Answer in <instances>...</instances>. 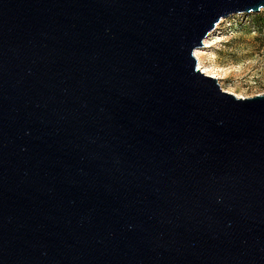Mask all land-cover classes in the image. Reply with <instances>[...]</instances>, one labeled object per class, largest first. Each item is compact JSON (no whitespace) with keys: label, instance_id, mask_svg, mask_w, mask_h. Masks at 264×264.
<instances>
[{"label":"water","instance_id":"obj_1","mask_svg":"<svg viewBox=\"0 0 264 264\" xmlns=\"http://www.w3.org/2000/svg\"><path fill=\"white\" fill-rule=\"evenodd\" d=\"M264 0H0V264H264V92L198 68Z\"/></svg>","mask_w":264,"mask_h":264},{"label":"rangeland","instance_id":"obj_2","mask_svg":"<svg viewBox=\"0 0 264 264\" xmlns=\"http://www.w3.org/2000/svg\"><path fill=\"white\" fill-rule=\"evenodd\" d=\"M218 29L206 38L202 66L219 76L221 88L237 97H254L264 92V10L238 13L223 18Z\"/></svg>","mask_w":264,"mask_h":264},{"label":"bare ground","instance_id":"obj_3","mask_svg":"<svg viewBox=\"0 0 264 264\" xmlns=\"http://www.w3.org/2000/svg\"><path fill=\"white\" fill-rule=\"evenodd\" d=\"M216 29H218V27H216ZM210 35H212V32L209 34V37H210ZM209 37H207V40H208ZM207 40L204 41V44H205L206 47H208V45L206 44L207 43ZM201 54H202V52H200L199 50H196L195 51V55H196L195 57H196V59L198 61V68L200 69V71H202V73H204L206 75H209V76H212L214 78H217L218 81H219L220 78H219V76H217V74L215 73L216 71H214V69L210 68L209 66H202L201 65V62H200V56H201Z\"/></svg>","mask_w":264,"mask_h":264}]
</instances>
